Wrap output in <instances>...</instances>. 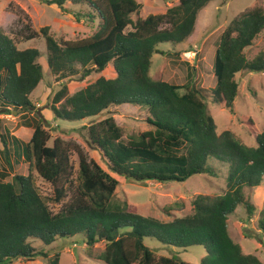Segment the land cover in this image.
Masks as SVG:
<instances>
[{
	"label": "trees",
	"instance_id": "16d2710c",
	"mask_svg": "<svg viewBox=\"0 0 264 264\" xmlns=\"http://www.w3.org/2000/svg\"><path fill=\"white\" fill-rule=\"evenodd\" d=\"M64 13L71 6H84L99 29L88 40L58 41L49 27L38 32L24 27L23 42L41 36L46 63L57 79L112 69L114 77L98 78L82 90L70 94L66 85L53 96L49 106L54 119L65 122L93 120L81 132L91 151H97L107 166L102 169L79 146L55 139L48 145L47 123L30 101L43 80L38 50H19L13 39L0 30V116L14 112L21 119L18 128L32 129L27 143L15 138L0 121L2 156L7 167L0 171V264L33 261L60 264V255L49 257L44 250L58 239L81 237L87 249L103 243L97 259L104 264H187L174 258H156L144 244L155 240L163 246L186 250L202 246L200 264H264L254 254L244 253L228 232V218L237 208L253 218L254 205L244 194L260 187L264 176V132L252 147L242 144L229 132H217L209 115L207 98L213 105L224 104L232 111L238 94L235 76L241 72L264 73V54L249 61L245 52L264 31V9L240 13L221 34L213 60L215 87L208 92L194 85L181 88L149 75L158 45L177 46L195 30L198 15L216 0H178L164 14L132 21L140 8L135 0H40ZM167 1V0H164ZM80 15H74L78 20ZM131 28L130 31H127ZM208 96V97H207ZM125 105L147 111L148 131L130 135L123 141V129L113 118L95 120L110 108ZM5 126V125H4ZM9 145V147H8ZM19 147L27 176L10 177V156ZM71 154L78 160L76 176ZM14 165L19 160L14 158ZM225 170V188L220 194L198 195L190 215L160 222L135 213L125 201L116 199L119 182L111 174L135 183H184L197 175L215 177ZM36 177L52 188L51 197H42ZM10 179V180H8ZM67 200L66 203L64 201ZM60 205L53 213L49 204ZM264 232V219L259 221ZM37 241L44 247L37 250Z\"/></svg>",
	"mask_w": 264,
	"mask_h": 264
},
{
	"label": "rangeland",
	"instance_id": "374dc122",
	"mask_svg": "<svg viewBox=\"0 0 264 264\" xmlns=\"http://www.w3.org/2000/svg\"><path fill=\"white\" fill-rule=\"evenodd\" d=\"M140 8L136 14L131 15L135 22L137 19H145L149 15L164 14L168 8L176 6L178 0H135ZM254 8L264 9V0H216L207 5L198 15L194 33L182 44L172 46L170 44L158 45V51L164 54H156L152 59L149 75L155 79H161L171 85L180 87L184 92L186 85H194L204 89L210 94L215 87L213 74V60L218 40L227 25L240 13ZM64 13L55 6H47L40 0H0V30L9 38L13 39L19 50L36 49L40 53L38 60L42 66L43 80L31 94L30 101L35 107L34 113L47 123L45 129L50 135L48 145H52L55 139L71 142L81 148L90 160L95 161L102 169L107 170L105 162L97 151H91L85 143L81 132L83 126L89 125L93 120L80 122H65L55 120L49 108L53 96L60 90L61 85H66L72 95L86 86L93 84L98 78L110 79L114 77L112 69L101 74H91L84 81L74 77L70 80H60L48 71L46 63L45 42L38 35L32 41L23 42L21 32L24 27L38 32L40 28L49 27L50 34L58 41H82L90 39L99 29V22L87 18L90 11L87 6H71L67 1ZM80 15L78 20L74 15ZM85 15H87L85 17ZM128 28L127 31H130ZM264 54V31L248 48L245 55L249 61L256 56ZM194 55V58H192ZM6 74L0 76V89L5 83ZM238 84V94L230 112L224 104L213 105L207 98L208 112L213 119L217 132H231L242 144L252 147L255 145L257 135L264 132V73L241 72L235 76ZM208 97V96H207ZM111 117L115 123L123 129V141L133 134H139L152 129L147 123L149 117L146 110L136 106L125 105L110 108L95 120H103ZM20 118L16 113L0 116L2 126L10 128L12 135L22 142H28L31 138L32 129L18 128ZM5 125V126H4ZM9 147V145H8ZM4 147L0 142V171L5 165L2 151ZM19 160V165H14L10 171V179L13 176H27L28 165L23 162L22 152L19 147L14 155ZM74 166V178L78 167L75 154H71ZM225 170L215 177L197 175L184 183H135L111 174L119 182L116 190V199L128 203L131 210L142 217H150L160 222H169L174 218L184 217L192 213V201L198 195L213 196L220 194L221 188H225ZM8 179V180H10ZM36 185L42 197H51L52 188L36 177ZM254 205L255 211L252 220H247L246 209L237 208L235 213L228 218V232L235 243L243 246L246 254L256 255L264 263V232L259 228V221L264 219V176L259 188L244 191ZM67 200L64 201L66 203ZM62 204H49L53 213H58ZM81 237L61 240L44 250L49 257L60 255V264H104L97 259L104 244L95 245L93 249H87ZM144 244L152 251L156 258H176L187 264H200L205 256L202 246L190 247L186 250L163 246L155 240L145 239ZM33 246L37 250H43L41 243L35 241ZM259 246V247H258ZM261 247V248H260ZM258 250V251H257ZM14 264H46L42 258L33 261H17Z\"/></svg>",
	"mask_w": 264,
	"mask_h": 264
},
{
	"label": "crops",
	"instance_id": "0c3cea01",
	"mask_svg": "<svg viewBox=\"0 0 264 264\" xmlns=\"http://www.w3.org/2000/svg\"><path fill=\"white\" fill-rule=\"evenodd\" d=\"M30 116H33V114H31ZM20 128H17V130H19ZM31 130V129H30ZM32 132H33V130H31ZM30 136H32V133L30 134ZM24 143H27V142H24ZM259 188V187H258ZM257 189V188H256ZM252 220V219H251ZM250 220V221H251ZM240 245V244H239ZM241 247H242V249H243V246L242 245H240ZM264 246V245H263ZM259 247V246H258ZM261 248V247H260ZM244 251V250H243ZM258 251V250H257ZM245 253V252H244ZM261 261V260H260ZM262 262V261H261Z\"/></svg>",
	"mask_w": 264,
	"mask_h": 264
},
{
	"label": "built area",
	"instance_id": "2783aa9c",
	"mask_svg": "<svg viewBox=\"0 0 264 264\" xmlns=\"http://www.w3.org/2000/svg\"><path fill=\"white\" fill-rule=\"evenodd\" d=\"M192 58H194V55H193V57Z\"/></svg>",
	"mask_w": 264,
	"mask_h": 264
},
{
	"label": "water",
	"instance_id": "95a60500",
	"mask_svg": "<svg viewBox=\"0 0 264 264\" xmlns=\"http://www.w3.org/2000/svg\"><path fill=\"white\" fill-rule=\"evenodd\" d=\"M15 113V112H14Z\"/></svg>",
	"mask_w": 264,
	"mask_h": 264
}]
</instances>
